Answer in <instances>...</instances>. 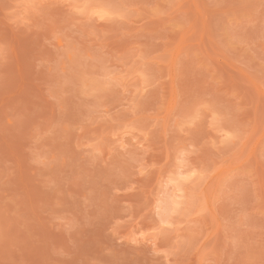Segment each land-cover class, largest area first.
<instances>
[{"label":"rangeland","instance_id":"obj_1","mask_svg":"<svg viewBox=\"0 0 264 264\" xmlns=\"http://www.w3.org/2000/svg\"><path fill=\"white\" fill-rule=\"evenodd\" d=\"M0 264H264V0H0Z\"/></svg>","mask_w":264,"mask_h":264}]
</instances>
